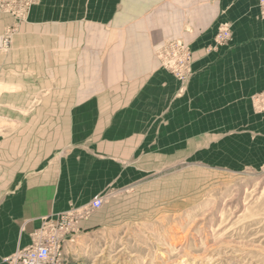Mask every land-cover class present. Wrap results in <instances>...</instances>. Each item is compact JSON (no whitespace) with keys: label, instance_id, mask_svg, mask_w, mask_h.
Here are the masks:
<instances>
[{"label":"crops","instance_id":"obj_1","mask_svg":"<svg viewBox=\"0 0 264 264\" xmlns=\"http://www.w3.org/2000/svg\"><path fill=\"white\" fill-rule=\"evenodd\" d=\"M43 1L70 9L33 13L35 34L50 32L31 50L36 68H58L54 77L69 84L71 98L80 86L87 100L71 125L28 128L0 142V264L17 247H28L46 219L137 184L161 139L148 132L155 117L167 110L166 119H181L182 107L183 118L240 115H227L223 104L264 90L259 0ZM226 22L232 41L206 54L205 45ZM176 39L194 52L193 77L181 100L178 83L155 55ZM14 48L20 56L30 51L22 42ZM62 67L68 69L61 76ZM84 115L88 125L79 124ZM95 223L93 217L85 226Z\"/></svg>","mask_w":264,"mask_h":264},{"label":"rangeland","instance_id":"obj_2","mask_svg":"<svg viewBox=\"0 0 264 264\" xmlns=\"http://www.w3.org/2000/svg\"><path fill=\"white\" fill-rule=\"evenodd\" d=\"M66 5L70 9L67 3L0 0V66L6 68L0 69L2 143L24 129L71 125L72 114L87 100L80 96V86L79 96L76 91L71 98L69 84L54 77L58 68L37 69V54L31 51L36 40H45L50 33L35 34L33 13L63 11ZM258 9L264 19V0H259ZM217 28L204 47L206 54L232 41L230 23ZM226 29L229 37L217 43ZM174 41L185 44L193 59L191 45L182 39L165 42L155 55L161 69L178 83L176 99L181 100L193 77L194 59L190 77L183 82L158 57ZM20 42L31 52L14 54ZM67 69L62 67L58 74ZM22 78L29 84L23 86ZM263 93L258 90L237 104H223L227 115L233 111L240 115L183 118L182 107L181 119H166V110L149 121L148 132L161 139L155 142L156 156L149 159L148 172L122 192L95 196L105 201L104 206L78 219L74 232L62 237L61 263L264 264V111L254 104ZM88 123L87 115L79 120L80 125ZM93 217L96 223L86 227ZM48 219L34 232L31 244L43 236Z\"/></svg>","mask_w":264,"mask_h":264},{"label":"built area","instance_id":"obj_3","mask_svg":"<svg viewBox=\"0 0 264 264\" xmlns=\"http://www.w3.org/2000/svg\"><path fill=\"white\" fill-rule=\"evenodd\" d=\"M229 37L226 29L216 38L217 43H223ZM158 57L163 66L168 68L179 81H187L191 73L192 56L190 50L181 41L170 42L164 49L158 52ZM254 104H259L264 111V93L254 99ZM105 201L95 197L88 206L80 210H71L48 219L43 226L42 234L38 240L30 246L19 247L16 252L7 259L9 264H62V237L69 231L74 232L78 219L88 218L94 210L101 209ZM47 233V234H46Z\"/></svg>","mask_w":264,"mask_h":264}]
</instances>
